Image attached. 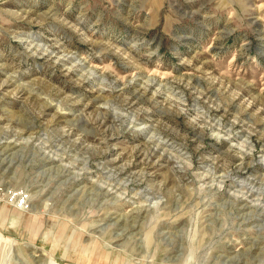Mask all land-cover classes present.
Masks as SVG:
<instances>
[{
	"label": "rangeland",
	"instance_id": "rangeland-1",
	"mask_svg": "<svg viewBox=\"0 0 264 264\" xmlns=\"http://www.w3.org/2000/svg\"><path fill=\"white\" fill-rule=\"evenodd\" d=\"M0 153V264H264V0H0Z\"/></svg>",
	"mask_w": 264,
	"mask_h": 264
},
{
	"label": "bare ground",
	"instance_id": "bare-ground-1",
	"mask_svg": "<svg viewBox=\"0 0 264 264\" xmlns=\"http://www.w3.org/2000/svg\"><path fill=\"white\" fill-rule=\"evenodd\" d=\"M77 120H78V119H77ZM5 139H6V137H5ZM4 142H6V140H5V141H3V143H4ZM9 144H10V141H9V143H7V144H6V146L8 147V146H9ZM149 151H150V150H149ZM151 153H152V152L150 151V153H149V154H151ZM0 154H1V153H0ZM1 163H2V161H1ZM65 169H66V168H65ZM244 207H246V206H244Z\"/></svg>",
	"mask_w": 264,
	"mask_h": 264
}]
</instances>
